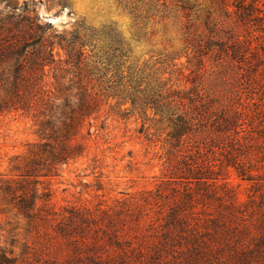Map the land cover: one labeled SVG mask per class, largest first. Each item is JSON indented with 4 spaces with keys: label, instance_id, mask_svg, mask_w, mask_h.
I'll list each match as a JSON object with an SVG mask.
<instances>
[{
    "label": "trees",
    "instance_id": "trees-1",
    "mask_svg": "<svg viewBox=\"0 0 264 264\" xmlns=\"http://www.w3.org/2000/svg\"><path fill=\"white\" fill-rule=\"evenodd\" d=\"M219 1L233 24L220 30L208 17L197 52H216L240 71V82L257 84L255 71L264 67L260 0ZM253 31L260 33L255 43ZM98 35L80 23L63 31L41 23L34 0L0 10V116L32 117L39 136L28 154L14 157L13 176H0V209L14 210L22 225V232L10 230L11 248L0 225V264H264V119L256 125L241 103L217 106L209 93L170 98L135 87L127 96L132 105L170 123L165 179L111 206L55 209L51 189L40 185L85 153L78 136L100 100L83 72ZM104 38L113 56H124L121 40ZM232 171L250 183L246 200L227 180Z\"/></svg>",
    "mask_w": 264,
    "mask_h": 264
},
{
    "label": "rangeland",
    "instance_id": "rangeland-1",
    "mask_svg": "<svg viewBox=\"0 0 264 264\" xmlns=\"http://www.w3.org/2000/svg\"><path fill=\"white\" fill-rule=\"evenodd\" d=\"M23 1L0 0V10L20 8ZM34 1L41 23H52L60 31L73 30L80 23L100 37L92 42L95 48L87 47L90 56L83 72L87 81L92 79L100 100L99 111L78 136L86 146L85 153L61 165L57 175L43 178L40 185L51 189L56 210L111 206L117 199L155 189L165 179L170 123L166 115H156L151 108L146 111L141 104L132 105L127 96L137 86L170 98L209 93L217 106L223 101L241 103L256 125L264 119V67L255 71L261 80L248 86L240 82V71L217 59L216 52L200 56L195 47L208 35V17L220 30L226 31L233 24V14L221 1L188 0L191 8L184 7L185 0ZM260 6L264 9V0ZM234 8L231 5L229 11ZM259 34L252 32L254 43ZM105 36L122 41L124 56H113L112 43ZM60 55L66 58L63 50ZM259 112L260 116L256 114ZM37 131L32 117L21 113L0 116V176H13L14 157L28 154L30 145L39 141ZM227 180L239 198L246 200L250 183L235 171ZM14 214V210L0 209L3 240H8L10 248L14 234L10 230L19 226L15 232H22ZM22 242L20 235L16 253L21 252Z\"/></svg>",
    "mask_w": 264,
    "mask_h": 264
}]
</instances>
